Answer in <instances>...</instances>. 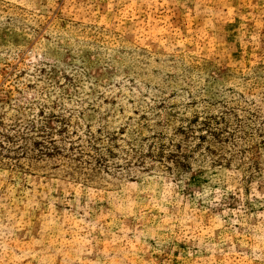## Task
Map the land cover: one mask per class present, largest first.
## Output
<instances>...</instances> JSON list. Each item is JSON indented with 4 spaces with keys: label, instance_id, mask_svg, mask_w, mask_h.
Wrapping results in <instances>:
<instances>
[{
    "label": "rangeland",
    "instance_id": "374dc122",
    "mask_svg": "<svg viewBox=\"0 0 264 264\" xmlns=\"http://www.w3.org/2000/svg\"><path fill=\"white\" fill-rule=\"evenodd\" d=\"M0 133V264H264V0H0Z\"/></svg>",
    "mask_w": 264,
    "mask_h": 264
},
{
    "label": "trees",
    "instance_id": "16d2710c",
    "mask_svg": "<svg viewBox=\"0 0 264 264\" xmlns=\"http://www.w3.org/2000/svg\"><path fill=\"white\" fill-rule=\"evenodd\" d=\"M0 135H1V133H0ZM49 143L54 144V147H51V148H55V149L50 150L48 147H45V149H43V146H42L43 144H41L39 141H36V145H38V153H39L40 157H42V156L53 157V154H56L58 152L57 147H55V143H52L51 140H49ZM2 145H3V142H1V139H0V147H2ZM160 153H163V152L161 151ZM159 156H161V155H159ZM90 158H92L94 160V163L96 165H98L99 167L106 166L104 163V159L100 155H94V156H91ZM90 160L87 162H90Z\"/></svg>",
    "mask_w": 264,
    "mask_h": 264
}]
</instances>
